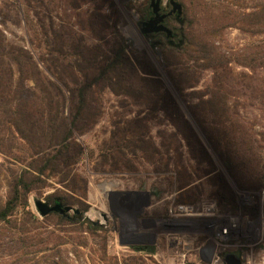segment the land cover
I'll use <instances>...</instances> for the list:
<instances>
[{"label": "rangeland", "instance_id": "1", "mask_svg": "<svg viewBox=\"0 0 264 264\" xmlns=\"http://www.w3.org/2000/svg\"><path fill=\"white\" fill-rule=\"evenodd\" d=\"M176 1L184 7V22L172 24L183 32L181 46L142 33V7L150 0H0V207L11 196L14 178L43 164L40 153L48 143L42 133L31 132L36 128H27L34 117L25 114L29 104L41 106L43 95L25 53L44 73L41 57L49 51L50 26L53 41L70 35L88 46V58L99 55V63L108 43L121 42L115 23L134 64L130 72L125 66L126 73L138 91L137 99L106 91L93 96L95 123L75 133L83 155L67 169L57 162L54 170L50 166L57 172H51L49 186H36L27 205L0 225V264H206L200 260L206 247L217 254L234 253L246 264H264V18L248 17L264 8V0ZM72 43L70 37L65 47L69 62L84 64L72 53L76 44L69 49ZM189 45L198 62L188 58L183 47ZM55 46L57 53L65 52L60 43ZM171 49L182 55L181 63L194 66V80H179ZM211 56L222 61L207 64L205 57ZM157 72L172 85L177 105L156 82ZM178 107L213 159L194 143L178 118ZM139 119L157 143L175 137L181 158L172 161L168 172L147 163L120 173L99 170L102 150L119 146L131 154V144L118 134ZM74 174L87 181L85 197L67 189L66 180L59 182ZM56 193L71 197L67 206L87 212L82 218L63 216L80 224H69L56 213L39 215L35 200L48 202ZM89 221L99 227L94 234ZM119 229L149 238L160 234L157 246L150 245L151 253L123 246Z\"/></svg>", "mask_w": 264, "mask_h": 264}, {"label": "trees", "instance_id": "2", "mask_svg": "<svg viewBox=\"0 0 264 264\" xmlns=\"http://www.w3.org/2000/svg\"><path fill=\"white\" fill-rule=\"evenodd\" d=\"M149 10V4L144 3L139 24L147 20ZM256 15H261L264 18V8L260 7L259 12L255 15L250 14L248 17ZM112 26L116 31V35H118L117 37L121 38V42L114 41L108 43L107 46L109 47L104 52L105 57L99 63L97 62L99 55L88 58V56L85 55L88 51V46L83 45V43L79 40L75 42V39L70 35L68 37L66 35L62 36L60 39L53 41L55 30L52 26H50L51 34H48L51 35V39L49 37L47 38L48 41L51 40V43H48L49 51L47 53V57L46 55L41 57V61L45 62L44 73L39 70L38 64L34 61L33 56L29 53H25L27 62L36 70L34 79L37 80L36 84L40 97L43 95L40 99L41 106L38 105L34 108L35 106L31 107L30 104L27 105V111H25V114L34 117V120L32 119L27 121V128H36L37 131L31 132L34 134L42 133V139H44L48 145L45 146L44 150H41L39 161L43 164L40 169L34 167L33 165L31 170H26L20 177L14 178L11 196L4 203V205L0 207V225L10 223L9 219L15 210L20 205H27V197L33 189L36 188V186L37 188L49 186L48 179H50L57 171H52L48 168L52 166L54 170L56 167L54 165L55 162H57V164H61L62 170L79 162L84 150L81 144L76 141L75 133L82 132L86 126L89 124L91 126L95 123L93 120H95L96 115L94 114V110L92 111L94 107L91 104L93 101L92 98L95 94H101L102 91H106V93H113L117 95L128 94L127 96H131V99L138 98V91L135 86V82L131 77H129L130 74L128 75L125 69V66H128L127 69L129 70L128 72H130V68L134 65L130 60L131 58L128 56V53L125 51V39L117 31V25L114 23ZM251 28L252 27H249L248 31L253 30ZM45 33L48 32L46 31ZM46 36L47 34L45 35V40ZM70 37L76 44L74 48L75 51L72 53L77 54L84 64H79L77 61L69 62V50L65 47H67L66 45L70 40ZM52 43L55 44L52 45ZM58 43L65 48H61V50L65 52L61 54L56 52L57 47L55 45ZM74 43L69 46V49L74 47ZM183 48L187 49L188 58H194L196 62L199 61V56H196L197 51L194 50L192 46H184ZM88 52L91 53V51ZM171 53L175 55L177 59L176 61L179 65V80L185 83L192 79L194 80V66H189L187 62L181 63L183 59L182 55L176 54L173 49H171ZM205 59L207 64L211 63L214 66V62L222 61L221 59L214 58L213 56L209 58L205 57ZM262 59L264 60V57H262ZM57 64H59L60 68L64 69L65 74L59 71ZM77 72L79 75H77ZM70 74L71 77L76 78L75 81L70 79ZM157 74L159 77L156 82L162 87V89L163 87L165 88L163 90L167 93V95H169L173 104L177 105L176 101H173V99H176L172 85H167L165 83L166 81L162 77L163 75H161V73L157 72ZM120 91L123 93H120ZM211 108H213L212 105ZM31 110H35V113ZM36 110H39L38 117L34 115L36 114ZM177 115L180 121H182V124L190 131L192 140H194V143L198 145L202 154L207 156L209 159H213V153L207 147V144H204L200 135L194 129L192 123L187 119L186 115H184L181 107H178ZM143 122L144 119L129 122L132 129H125L123 133L120 132L118 134L120 138L127 141V144L128 142L131 144V154L127 156L123 147L119 146L102 150L100 155H98V159L100 160L98 165L102 167L99 170L108 171L110 173H120L125 170L132 171V168L136 169L138 166H142V164L147 163L152 165L155 170L162 168L164 171H170V164L172 161H177L181 158V152L178 146L179 143L175 144V137H170L169 142L167 140H163L157 143L154 138L147 133V131L141 128L143 126ZM215 124L217 123L215 122ZM14 125L16 126V123H14ZM41 128L42 130H40ZM15 130L19 131L18 128ZM171 141L174 142V147H171L169 144ZM34 162L32 164H34ZM62 170L59 169V172ZM51 172H53V174ZM68 176L61 177L59 181L60 184H63L66 180L64 184H66L65 187L67 189L73 192H81L82 196L85 197L87 190L86 179H81V177H78L79 175L74 174L71 179H68L67 181L66 178ZM56 200L63 205L72 204V200L69 195H59L56 193L48 197V201L50 203H53ZM59 217L69 224L81 223V221L77 218L73 221L68 220L61 215H59ZM34 220L36 221V219ZM63 221H61V223ZM88 225L90 226L91 233L93 234L99 229V227L92 221H89ZM22 239L23 238H21V240Z\"/></svg>", "mask_w": 264, "mask_h": 264}, {"label": "flooded vegetation", "instance_id": "3", "mask_svg": "<svg viewBox=\"0 0 264 264\" xmlns=\"http://www.w3.org/2000/svg\"><path fill=\"white\" fill-rule=\"evenodd\" d=\"M157 0H150L149 2V15L147 20L151 19L154 17L153 14V8L152 5L156 4ZM182 5V4H181ZM183 7V5H182ZM160 14L161 15H167L164 18V24L169 27L170 29L173 30V35L168 36L166 33L164 32H159V33H149V34H145L146 36H148L149 38H155V37H159V38H163L165 39V41L171 45V46H176V43L178 41H180V39H182L183 36V32L179 31V33L176 31V28L172 25L173 23H182L184 22V18H183V14L179 17V13L177 12H173V5L171 4V0H167L165 2V0H161L160 1ZM183 13H184V7H183ZM146 20V21H147ZM145 22V21H144ZM142 23L140 24V27L142 28ZM134 199L132 196L127 197V199ZM152 197H150L151 199ZM49 204L54 205L56 203H60L58 202V200H56L53 203H50L48 201ZM149 205H151V202H149ZM82 212V211H81ZM70 214V213H69ZM69 214L65 215L66 217L69 216ZM60 215V214H59ZM75 215V214H74ZM64 216V215H62ZM64 216V217H65ZM120 217V216H119ZM119 231V243L123 246H128V247H132L133 249H135V251H139V252H146V253H151V251H153L154 249H151V246H157V240L160 236V234H157L155 236H152V238H149L148 236L142 235V234H134V233H129V234H123L120 229ZM179 242H176L175 245H177ZM151 245V246H150ZM213 250L207 248L204 249L200 254V260L204 261L206 264H212L214 261H219V262H223V258L224 257H214L217 253L214 252L215 254H213L212 252ZM223 255H225L226 253H221ZM213 255V257H212ZM241 259H243L242 257H239Z\"/></svg>", "mask_w": 264, "mask_h": 264}, {"label": "water", "instance_id": "4", "mask_svg": "<svg viewBox=\"0 0 264 264\" xmlns=\"http://www.w3.org/2000/svg\"><path fill=\"white\" fill-rule=\"evenodd\" d=\"M160 1L161 0H157L156 4L152 5L154 17L142 23V28H141L142 33L149 34V33L164 32L168 36L173 35V30L164 24V18L167 15L160 14V10H161ZM171 4L173 5L172 13L178 11L180 17L183 14V7L181 3H179L176 0H171ZM182 44H183V40H180L179 46H181ZM34 205L37 212L42 218L47 217L48 215L53 213L64 216L69 213H73L75 215H78L80 218H82V216L87 214V212H81L80 210L76 209L73 206L63 205L62 203H56L54 205H51L47 201L41 199L35 200ZM223 231L224 230L222 229V232ZM205 249H207V247ZM212 252L213 254H215L214 251ZM217 257H224L223 262H221V264H246L245 259L239 258V256H237L234 253H226L225 255L219 253L217 254Z\"/></svg>", "mask_w": 264, "mask_h": 264}, {"label": "bare ground", "instance_id": "5", "mask_svg": "<svg viewBox=\"0 0 264 264\" xmlns=\"http://www.w3.org/2000/svg\"><path fill=\"white\" fill-rule=\"evenodd\" d=\"M91 214H92V213H91ZM91 214H89V216H90V217H92V215H91ZM232 227H234V226L232 225ZM232 229H233V228H232ZM223 233H225V230L223 231ZM256 264H257V263H256Z\"/></svg>", "mask_w": 264, "mask_h": 264}]
</instances>
